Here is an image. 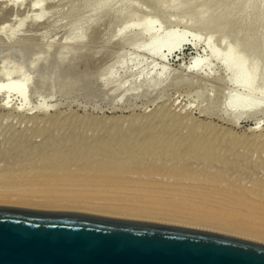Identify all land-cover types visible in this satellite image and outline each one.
<instances>
[{
  "label": "rangeland",
  "instance_id": "1",
  "mask_svg": "<svg viewBox=\"0 0 264 264\" xmlns=\"http://www.w3.org/2000/svg\"><path fill=\"white\" fill-rule=\"evenodd\" d=\"M253 1L0 0V205L264 243V110L226 112L264 86L232 87L208 56L264 48ZM170 30L185 35L177 50L145 51ZM195 57L202 75L185 68Z\"/></svg>",
  "mask_w": 264,
  "mask_h": 264
},
{
  "label": "water",
  "instance_id": "2",
  "mask_svg": "<svg viewBox=\"0 0 264 264\" xmlns=\"http://www.w3.org/2000/svg\"><path fill=\"white\" fill-rule=\"evenodd\" d=\"M0 264H264V243L174 224L0 205Z\"/></svg>",
  "mask_w": 264,
  "mask_h": 264
},
{
  "label": "bare ground",
  "instance_id": "3",
  "mask_svg": "<svg viewBox=\"0 0 264 264\" xmlns=\"http://www.w3.org/2000/svg\"><path fill=\"white\" fill-rule=\"evenodd\" d=\"M262 1L264 2V0H258V2H262ZM253 2H256V1L254 0ZM250 3L251 2H249V4ZM134 26L138 29L139 34H141V35H152V33L154 31V24L152 21H150V22L149 21H147V22L146 21L145 22L137 21L134 24ZM130 29H131L130 26H125L123 28V33L129 31ZM184 36L185 35H182V33H177L173 30L167 31L166 33L163 34V36L155 44H152L151 47L149 49H145V51L147 53L149 52L150 55H152L154 57L159 56L160 52L164 49L166 51H168L167 53L170 54L173 51H175V49H178L180 47V45L182 44V41H185V39H183ZM263 43H264V41H263ZM237 44L238 43L236 42V45L233 44V45H235V47H233V45H232L231 46L232 48H229V47H227L228 44L226 45V43H225L226 46H224L223 50H221L220 52L217 49H216L217 51H215V49L210 48L208 50V56L210 57V59L212 58V59L218 61L219 64H221V66L224 68V70L228 74V77H229V80L231 82L232 87H234V88L242 87V88H245V90H246V89H249L254 84H260L261 83L264 86V67H262V65H264V64L261 65V62L264 61V48L262 47L263 49L260 51L257 50L258 48L249 50V49L241 48V45H239V44L237 45ZM248 55L252 56V57H249ZM245 56H246V58L248 56L247 65L245 66L242 63L245 67L240 69L241 65H239L240 67L238 68L237 64H241L238 62L241 61L242 59H244ZM206 60H207V58L202 59L199 57H195L191 60L192 62L188 66L186 65L187 67L185 66V68H186V70L188 68L189 72L201 73V75H202L203 74L202 68H203V65L205 63H207ZM205 65H208V63ZM206 75H208V74H206ZM8 88H9V86H8ZM14 88H15L14 84L10 86V89L12 91ZM15 89L17 90V86ZM18 91H20V90H18ZM234 91H236V90H234ZM249 93L245 94V96L241 95L239 93H234L232 96H230L229 103H228V106H229L228 110H230V111H226V112L227 113L231 112L232 115H230V116L233 117V120H232L233 123H236V121H238L240 118H242L243 115H245V116H243L244 118H246V117L249 118V117H252L253 115H257V113L264 110V89L259 90L258 93L256 92L257 94H259L258 97L254 96L255 91H253V93H252V95H250V97H249ZM242 101H247V102L245 104H240V102H242ZM257 130L259 131L258 123L252 124L248 128V131H250V132L251 131H257ZM192 177H194V176H192ZM215 179H216V177H215ZM213 180H214V178H213ZM217 180L219 181V179H217ZM217 180H215V182ZM222 180H223V178H222ZM224 181H225V179H224ZM209 182L211 183V181H209Z\"/></svg>",
  "mask_w": 264,
  "mask_h": 264
}]
</instances>
